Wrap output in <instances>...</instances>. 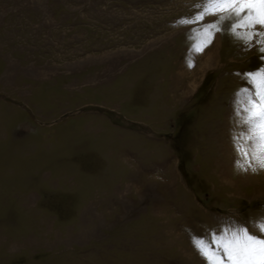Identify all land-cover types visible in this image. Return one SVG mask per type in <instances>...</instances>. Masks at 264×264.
<instances>
[{"label": "rangeland", "instance_id": "1", "mask_svg": "<svg viewBox=\"0 0 264 264\" xmlns=\"http://www.w3.org/2000/svg\"><path fill=\"white\" fill-rule=\"evenodd\" d=\"M203 3L0 0V264H206L194 237L264 222V53L227 24L197 53Z\"/></svg>", "mask_w": 264, "mask_h": 264}, {"label": "snow or ice", "instance_id": "2", "mask_svg": "<svg viewBox=\"0 0 264 264\" xmlns=\"http://www.w3.org/2000/svg\"><path fill=\"white\" fill-rule=\"evenodd\" d=\"M199 7L201 10L193 17L181 20V26L204 22L200 33L204 40L195 46L197 53L203 52L216 33L224 32L225 24L234 39L242 41L245 47L258 43V50L264 53V0H204ZM206 17L214 19L208 21ZM238 75L245 76L254 89L243 98L237 93V99L244 104L245 123L256 142L257 151L252 159L264 170V68ZM240 92L248 94L249 88ZM249 167L253 173L257 172L251 160ZM254 226L256 232L247 225L235 229L224 227L211 234L210 241L194 237L192 246L206 264H264V222Z\"/></svg>", "mask_w": 264, "mask_h": 264}]
</instances>
